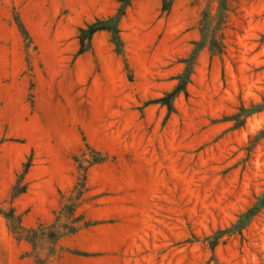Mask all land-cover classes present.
<instances>
[{
  "label": "rangeland",
  "instance_id": "rangeland-1",
  "mask_svg": "<svg viewBox=\"0 0 264 264\" xmlns=\"http://www.w3.org/2000/svg\"><path fill=\"white\" fill-rule=\"evenodd\" d=\"M218 3L174 0L162 13L161 0H134L120 25L122 58L106 32L78 55V29L114 14L118 0H0V207L28 228L50 225L60 192L75 184V157L103 160L89 169L88 225L54 254L40 249L45 264H264V209L241 236L214 250L208 240L264 191V111L241 128L226 121L264 99V0H227L188 96L172 114L157 103ZM29 158L28 191L12 201ZM0 264H40L3 215Z\"/></svg>",
  "mask_w": 264,
  "mask_h": 264
},
{
  "label": "trees",
  "instance_id": "trees-1",
  "mask_svg": "<svg viewBox=\"0 0 264 264\" xmlns=\"http://www.w3.org/2000/svg\"><path fill=\"white\" fill-rule=\"evenodd\" d=\"M134 0H118L119 7L116 12L104 18H98L94 22L88 23L78 29L77 38L79 41L78 55H84L93 50V38L100 32H106L110 35V40L115 46L116 53L125 58V44L121 35V21L126 15L127 8L131 6ZM162 13H169L173 6L174 0H161ZM229 7L227 0H219L217 13L215 16L212 13H204L201 20V33L203 39L194 42L192 53L181 60L185 65L183 72L176 78L177 84L175 87L164 94L163 97L157 100V103L167 107L169 114L175 112V101L181 95L188 96V85L191 82L192 75L195 71L198 56L201 50L207 44L206 33L209 31L210 24L214 21L217 23L218 29H223L226 24ZM20 27L24 29L23 24ZM26 35L28 34L24 29ZM209 48L213 53L221 54L224 46L222 39L218 40L213 36L210 38ZM218 47V48H217ZM218 49V50H216ZM129 67L128 64L126 65ZM264 111V99L259 104H252L250 107L242 104L238 112L227 118L226 121L234 123L235 128H241L245 125L246 120L254 114ZM77 163V178L74 186L67 192H60L61 204L59 209L55 211V219L50 225H39L38 227H26L23 224L22 216L17 215L14 208L4 209L0 207V215H3L9 222V228L15 239L19 242L29 243L34 250L35 257L40 264H45V260L40 257L39 250L48 246L51 253L56 252V247L60 241L66 236L77 234L83 227L88 224L85 222L84 212H80L81 207L88 200L89 194V169L96 163L103 160H95L89 163V159L83 154L81 157H75ZM33 166L32 158L23 164L22 170L17 175V180L11 190V200L15 201L20 196L28 191L29 183L27 175ZM264 209V191L255 197V201L246 210L242 211L237 220L231 226L224 229H219L214 235L208 237L210 246L214 250L225 237L241 236L246 228L252 223L255 217Z\"/></svg>",
  "mask_w": 264,
  "mask_h": 264
}]
</instances>
